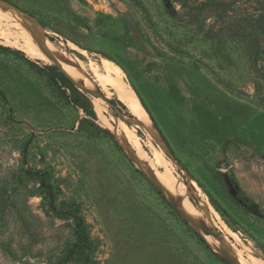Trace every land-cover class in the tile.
<instances>
[{
    "label": "rangeland",
    "instance_id": "obj_1",
    "mask_svg": "<svg viewBox=\"0 0 264 264\" xmlns=\"http://www.w3.org/2000/svg\"><path fill=\"white\" fill-rule=\"evenodd\" d=\"M4 1L38 27L45 56L0 41V264H57L77 240L74 217L53 210L29 173L44 169L58 208L77 203L89 234L67 264H241L235 251L264 263V0ZM244 16L247 38L235 29ZM121 81L147 122L119 96ZM149 166L180 182L218 248Z\"/></svg>",
    "mask_w": 264,
    "mask_h": 264
},
{
    "label": "bare ground",
    "instance_id": "obj_2",
    "mask_svg": "<svg viewBox=\"0 0 264 264\" xmlns=\"http://www.w3.org/2000/svg\"><path fill=\"white\" fill-rule=\"evenodd\" d=\"M12 9L8 5L0 2V41L4 40L6 43H10L19 48H23L35 57H44L45 54L43 52V47L38 40V27L34 26L32 22H30V20H28L27 18H24V20L18 19ZM47 46L52 56L58 58L59 62L65 67L66 71L69 74L71 73L75 77L80 78L79 70L71 61L66 59L65 55L61 53L62 50L60 51L52 42H47ZM105 68L108 73H120L119 69L114 65L109 64L108 61L105 62ZM117 89L119 92V96H121L125 100L131 112H133L141 122H147L148 114L135 96L134 92L129 89L127 85L122 81L117 83ZM121 125L123 126L124 130H128L131 132L130 128H128V126L124 122H122ZM114 131L117 137L123 143H125L128 148H130V150L128 149L130 151V154L132 152L134 156H138L140 157V159L144 158L143 151L140 149L139 141L136 138L135 142L138 145V149H136L135 151L134 148L129 146L125 131L121 132V130H119L117 127H114ZM150 168L151 167L149 166L147 170L149 171V174L152 176V178L177 203V205L181 208L183 214L192 223L200 228L201 233L210 242V244L218 248L219 241L215 236H213L210 227L206 222V218L200 215L199 211L193 206L180 182L175 180L169 172L164 173V177H161L152 173ZM234 255L235 258L241 262V264H264L263 261L253 253L250 255V257L248 256V259L244 258L239 251H235Z\"/></svg>",
    "mask_w": 264,
    "mask_h": 264
},
{
    "label": "trees",
    "instance_id": "obj_3",
    "mask_svg": "<svg viewBox=\"0 0 264 264\" xmlns=\"http://www.w3.org/2000/svg\"><path fill=\"white\" fill-rule=\"evenodd\" d=\"M236 22H237L236 24L238 26L235 27V29L237 28V30H240L239 32H241V34L245 35V37L247 38V33L250 32L249 30H250L251 23H252L251 19L249 17L247 18L244 16V17L237 19ZM60 74L65 80L74 84L72 79L70 77H68L65 73L62 72ZM127 113L130 114L128 111H127ZM151 117H152L153 121L155 122V119L153 118L152 115H151ZM128 159L132 164H134V162L132 161L131 158H128ZM137 171H139L141 173V175L144 178H146L145 173L142 170L137 168ZM29 173L39 176L41 187L46 193L45 200L47 201V204H49V206L53 210H55L60 216H66L67 214H69V215L73 216L75 219L77 240L68 246V248L65 251V255H64L62 262L57 263V264H67V262L71 258H73L75 255L82 254L85 249L90 248V246H91V244L89 242V234H88V231L86 229L85 220L78 213L79 205L77 203L70 205L71 207H73V210H69L66 208V206H68V205H66V203H63L62 208H60V209L58 208V205L56 204V201H55V195H56L55 189H54V186L52 185V183L50 182V179L52 177V172L50 169L36 170V171L29 170ZM157 190H158V193L160 195H162V197L165 198L163 191L159 190V189H157ZM167 204L175 212L176 219H179L183 224H185L187 226V228H188L187 232L190 234V236H192V237L197 236L202 242H204V244L206 245V247L209 250L216 253L212 249L211 245L209 243H207L206 239L204 237H202V235L198 231L193 229L190 226V224L188 223V221L181 216V214L178 212L177 208L171 202H167Z\"/></svg>",
    "mask_w": 264,
    "mask_h": 264
},
{
    "label": "water",
    "instance_id": "obj_4",
    "mask_svg": "<svg viewBox=\"0 0 264 264\" xmlns=\"http://www.w3.org/2000/svg\"><path fill=\"white\" fill-rule=\"evenodd\" d=\"M2 1H4V0H2ZM5 2V1H4ZM7 3V2H6ZM150 117V116H149ZM150 119H151V117H150ZM151 121H152V123H153V125H154V122H153V120L151 119ZM155 126V125H154ZM155 128L157 129V127L155 126ZM157 131H158V129H157ZM213 231V230H212ZM212 234H214V231L212 232ZM221 239H223V238H221Z\"/></svg>",
    "mask_w": 264,
    "mask_h": 264
}]
</instances>
